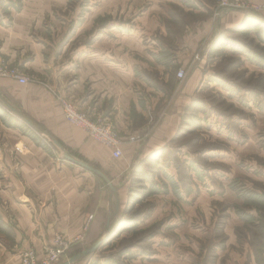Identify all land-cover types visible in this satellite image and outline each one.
<instances>
[{
  "label": "rangeland",
  "instance_id": "obj_1",
  "mask_svg": "<svg viewBox=\"0 0 264 264\" xmlns=\"http://www.w3.org/2000/svg\"><path fill=\"white\" fill-rule=\"evenodd\" d=\"M25 3L0 0V23L11 24L13 13H20ZM30 8L29 35L43 44L37 47L40 68H80V57L98 42L97 55L103 60L99 68H172L171 77L177 78L165 87L156 71L146 72L149 81L156 82L155 92L161 88L165 93V100H158L164 111L179 93L178 126L160 148H138L116 186L125 187L126 197L115 212L118 195H114L110 242L75 264H108L109 256L120 264H264V41L253 30L234 31L248 15L264 19V0H38ZM233 16H241L239 23L225 26ZM140 43L149 59L139 56ZM0 56L24 72L25 86H45L59 103L64 96L80 105L58 88H50L45 75L27 69L33 51H25L20 62ZM189 78L194 83L184 93ZM15 81L0 76V104L18 116L8 104L14 106L34 122L16 98L22 92ZM79 107L108 118L123 141L112 115ZM163 117L150 109L148 127L127 140L144 141ZM34 123L42 131L33 129L57 161L78 166L64 159L54 139L88 163H99L73 147V136L105 146L78 126L69 122L85 139L70 129L58 137L41 122ZM142 123V116H136L135 124ZM26 140L37 144L0 118V151L22 147ZM122 154L113 160H122ZM145 175L152 181L139 183ZM141 186L144 192L154 187L157 193L129 206V194H137L131 188ZM119 219L131 223L116 227ZM94 242L81 243L69 256L70 243L61 261Z\"/></svg>",
  "mask_w": 264,
  "mask_h": 264
},
{
  "label": "crops",
  "instance_id": "obj_2",
  "mask_svg": "<svg viewBox=\"0 0 264 264\" xmlns=\"http://www.w3.org/2000/svg\"><path fill=\"white\" fill-rule=\"evenodd\" d=\"M25 1L27 3L23 10L13 13L11 24L0 23V54L9 55L10 59L20 62L25 51H33L34 60L28 62L30 68L27 69L45 75L50 88H58L75 99L79 106L105 110L112 115L123 138L122 160L114 161L109 147L97 146L89 138L85 142L73 136L71 143L83 154L97 158L100 169L118 186L138 148L143 147L146 151L160 148L178 126L179 93L175 92L177 97L174 99L172 96L170 107L166 104L168 109L164 111L158 100H165V93L161 88L160 92H155L156 82L149 81L146 76V72L156 71V77L159 75V80L166 87L172 81L177 82L175 74L171 77L172 68H99L103 60L100 62L97 55L98 42L80 57V68H45V64L44 68H40L37 47L43 44L36 43L29 35L33 19H29L27 11L38 0ZM240 20L241 16H233V21L224 22V25L238 24ZM78 49L81 51L83 46H78ZM144 50V45L140 43L139 56L148 58ZM93 63L96 68H84ZM138 63L148 66L147 61L143 63L139 60ZM15 82L22 92L16 98L34 122H41L58 137H64L66 129L76 132L81 138V134L84 136L85 131L81 133V128L79 130L67 122L61 104L49 88ZM191 82L193 84L194 80H186L182 90L184 93H188ZM150 109L164 113V117L144 141H128L129 135H136L148 127L147 114ZM136 116H142V124H135ZM117 189V194H112L110 188L99 184L94 174L80 166L57 161L46 149L31 140H26V145L22 147L12 145L6 147L5 151L1 149L0 264H21L22 252L28 248H34L42 257L56 234H62L71 243L85 244L98 239L108 231L114 195H118L115 212L125 203V187Z\"/></svg>",
  "mask_w": 264,
  "mask_h": 264
},
{
  "label": "built area",
  "instance_id": "obj_3",
  "mask_svg": "<svg viewBox=\"0 0 264 264\" xmlns=\"http://www.w3.org/2000/svg\"><path fill=\"white\" fill-rule=\"evenodd\" d=\"M182 74L183 72H180V76ZM0 76L10 77L22 84L28 83V77L24 72L12 66L10 62L2 59L1 56ZM60 103L67 121L78 126L89 136L109 147L115 158H118L122 154L121 138L108 118H103L92 112L91 114L64 96L60 97ZM132 140H135V137ZM70 243L62 234H56L53 243L45 248L42 257L38 256L34 248L24 250L21 255V264H58L66 256Z\"/></svg>",
  "mask_w": 264,
  "mask_h": 264
},
{
  "label": "trees",
  "instance_id": "obj_4",
  "mask_svg": "<svg viewBox=\"0 0 264 264\" xmlns=\"http://www.w3.org/2000/svg\"><path fill=\"white\" fill-rule=\"evenodd\" d=\"M256 32L260 38L264 41V19H261L260 17L254 16V15H248L246 16V18L244 19V22L242 23L241 26H239L236 30L234 31H240L242 33H246L249 34L251 31ZM0 118L1 120L9 127H15L17 129H20L25 135L31 137L38 146L43 147L44 149H46L51 155H53V150L49 147L46 146V143L41 140L38 136V133L28 124H26L24 121H22L18 116L10 113L3 105L0 104ZM70 151V150H69ZM70 154L72 156H75L78 159L84 160L86 162H90L88 160H86L84 157L79 156V155H75L74 153H72L70 151ZM94 166L100 168L99 163H92ZM98 182L100 185L105 186L106 188L109 189L108 184L99 176H96ZM139 179V178H138ZM142 181H152L151 178H149L147 175H145L143 177V180H138V182H142ZM153 184V183H152ZM143 189V190H142ZM145 186H141L139 188H131L132 191H134L135 193H137L136 195H133V193L129 194V201L128 203H131L129 206L134 207L137 203L141 202L143 199H145L147 196L152 195L157 193V190L154 187H151L150 190H148V192H144ZM134 199L132 202H130L131 199ZM128 209V207L126 208ZM125 209V210H126ZM134 210V209H132ZM131 223L130 219H119L116 227H123L125 225H129ZM101 237H99L98 239L94 240L95 242H97ZM94 242V244H95ZM110 242V239L102 246L104 247L105 245H107ZM81 247V243L80 242H75L73 243L70 248L68 249V255L70 256V251L75 250L77 247ZM101 247V248H102ZM83 251V250H82ZM81 251V252H82ZM80 253V252H79ZM78 253V254H79ZM96 253V252H94ZM92 253V254H94ZM77 254L72 255L71 257L75 256ZM91 255V254H90ZM88 255V256H90ZM70 257V258H71ZM87 257V256H85ZM84 257V258H85ZM83 259V258H82ZM107 263H114V264H120L118 260L113 259L112 257H108L107 258ZM62 263V261H60L58 264Z\"/></svg>",
  "mask_w": 264,
  "mask_h": 264
},
{
  "label": "water",
  "instance_id": "obj_5",
  "mask_svg": "<svg viewBox=\"0 0 264 264\" xmlns=\"http://www.w3.org/2000/svg\"><path fill=\"white\" fill-rule=\"evenodd\" d=\"M8 106L11 108V110L13 112H15L18 117L24 121L26 124H28L29 126H31L32 128H34L35 130H37V132H41L42 130L34 123L32 122L29 118H27L22 112H20L17 108H15L14 106L8 104ZM54 143L62 150V155L64 157V159L68 160L71 163H74L80 167H82L84 170L99 176L100 178H102L109 186L112 194H117L118 189L117 187L114 185L112 179L100 168L94 166L91 163H88L84 160L78 159L74 156H72L70 154V152L68 150H66L61 143L54 139ZM110 222H108L107 224V233L99 240L97 241L95 244H93L92 246L86 248L85 250H83L82 252H80L79 254L63 261L60 264H73L76 261L84 258L85 256H88L96 251H98L111 237L112 233L114 232V230L110 229Z\"/></svg>",
  "mask_w": 264,
  "mask_h": 264
}]
</instances>
